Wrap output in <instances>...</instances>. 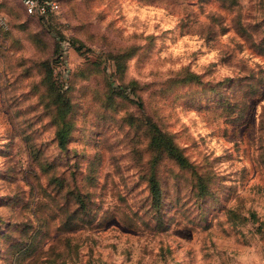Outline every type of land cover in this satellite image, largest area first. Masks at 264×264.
<instances>
[{
	"label": "rangeland",
	"instance_id": "1",
	"mask_svg": "<svg viewBox=\"0 0 264 264\" xmlns=\"http://www.w3.org/2000/svg\"><path fill=\"white\" fill-rule=\"evenodd\" d=\"M58 1L0 0V264H264V0Z\"/></svg>",
	"mask_w": 264,
	"mask_h": 264
},
{
	"label": "built area",
	"instance_id": "2",
	"mask_svg": "<svg viewBox=\"0 0 264 264\" xmlns=\"http://www.w3.org/2000/svg\"><path fill=\"white\" fill-rule=\"evenodd\" d=\"M20 3L26 13L43 17L56 13L60 8L58 0H20Z\"/></svg>",
	"mask_w": 264,
	"mask_h": 264
},
{
	"label": "trees",
	"instance_id": "3",
	"mask_svg": "<svg viewBox=\"0 0 264 264\" xmlns=\"http://www.w3.org/2000/svg\"><path fill=\"white\" fill-rule=\"evenodd\" d=\"M21 4V3H20ZM22 5V4H21ZM23 8V6H22ZM24 10V8H23ZM25 12V10H24ZM26 13V12H25ZM28 14V13H26ZM28 15H31V14H28ZM34 16H37V15H34ZM49 16V15H48ZM39 18H43V16H37ZM149 182H150V186H151V190H152V195L155 197V199L159 196V186H158V183H157V180L155 179L154 176H151L149 178Z\"/></svg>",
	"mask_w": 264,
	"mask_h": 264
}]
</instances>
